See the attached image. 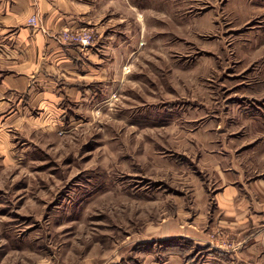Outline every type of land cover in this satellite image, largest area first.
Wrapping results in <instances>:
<instances>
[{
  "label": "rangeland",
  "instance_id": "obj_1",
  "mask_svg": "<svg viewBox=\"0 0 264 264\" xmlns=\"http://www.w3.org/2000/svg\"><path fill=\"white\" fill-rule=\"evenodd\" d=\"M140 2L103 84L1 136L0 264H206L208 247L162 236L231 217L227 185L263 209L264 21Z\"/></svg>",
  "mask_w": 264,
  "mask_h": 264
},
{
  "label": "crops",
  "instance_id": "obj_2",
  "mask_svg": "<svg viewBox=\"0 0 264 264\" xmlns=\"http://www.w3.org/2000/svg\"><path fill=\"white\" fill-rule=\"evenodd\" d=\"M140 1L0 0L3 142L11 133H23L27 127L29 133L52 127L66 117L73 103L82 104L87 99L90 86L104 83L112 55L126 50L129 44L126 41L130 36L125 31L131 29V23H137L134 8L141 6ZM160 1V5L192 7H216L219 1H225L234 20L264 21V0ZM122 7L132 11L133 18L122 17ZM32 15L38 17L37 26L28 23ZM63 30H86L91 33L92 42L86 48L60 42L57 36ZM218 196L222 198L219 203L224 215L231 217L213 227L177 228L162 237H184L208 247L215 258H208L206 264H264V207L257 210L244 198L236 199L238 189L233 185H227Z\"/></svg>",
  "mask_w": 264,
  "mask_h": 264
},
{
  "label": "built area",
  "instance_id": "obj_3",
  "mask_svg": "<svg viewBox=\"0 0 264 264\" xmlns=\"http://www.w3.org/2000/svg\"><path fill=\"white\" fill-rule=\"evenodd\" d=\"M28 23L32 26L38 25L37 15H32L28 19ZM58 40L64 43H76L79 46L86 48L92 42V35L90 32L84 31H71L63 30L58 36Z\"/></svg>",
  "mask_w": 264,
  "mask_h": 264
},
{
  "label": "bare ground",
  "instance_id": "obj_4",
  "mask_svg": "<svg viewBox=\"0 0 264 264\" xmlns=\"http://www.w3.org/2000/svg\"><path fill=\"white\" fill-rule=\"evenodd\" d=\"M141 16V15H140Z\"/></svg>",
  "mask_w": 264,
  "mask_h": 264
}]
</instances>
